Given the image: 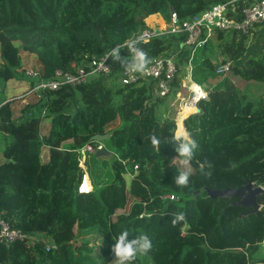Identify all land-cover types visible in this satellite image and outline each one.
Masks as SVG:
<instances>
[{
  "label": "trees",
  "instance_id": "obj_1",
  "mask_svg": "<svg viewBox=\"0 0 264 264\" xmlns=\"http://www.w3.org/2000/svg\"><path fill=\"white\" fill-rule=\"evenodd\" d=\"M225 1L0 0V218L40 238L34 245L0 243V264H108L114 259L110 238L122 229L152 239V248L132 264H264V95L251 98L245 85L215 75L217 65L230 62L229 73L259 83L264 91V23L251 36L214 31L192 57L190 49H179L183 36L136 43L148 62L172 57L178 73L190 64L191 81L207 85V99L199 100V111L184 121L198 147L183 186L174 182L181 171L174 160L180 158L169 142L175 129L167 109L173 91L159 98L148 84L120 86L115 76L107 83L98 76L40 97H21L13 101L23 104L16 114L5 95L8 82L22 81L27 91L56 69L86 65L132 40L149 28L150 15L167 24L170 11L182 21ZM240 9L241 4L228 15L241 20ZM252 43L260 45L261 55L240 65ZM121 48L126 56L127 46ZM22 51L41 64L39 73L30 70L37 77L26 74ZM178 86L176 78L174 90ZM104 134L109 135L104 148L112 156L85 154L82 160L81 150L95 144L91 138ZM151 135L160 139L158 149ZM80 163L87 175L82 191L91 186L87 193L78 191ZM248 180L262 188L253 214L234 206L236 198L206 194ZM195 191L200 193L193 196ZM177 212L183 219L172 223ZM46 240L57 249L45 251Z\"/></svg>",
  "mask_w": 264,
  "mask_h": 264
},
{
  "label": "built area",
  "instance_id": "obj_2",
  "mask_svg": "<svg viewBox=\"0 0 264 264\" xmlns=\"http://www.w3.org/2000/svg\"><path fill=\"white\" fill-rule=\"evenodd\" d=\"M241 4V20H234L228 14L230 9ZM230 8V9H229ZM264 23V0H226L223 3L211 6L209 9L199 12L191 18L178 21L174 12L170 13V21L164 24L163 27L156 29L149 27L143 30L139 35L132 40L125 41L120 44L121 47L127 46L130 41L135 43H147L151 39L164 35L183 36V40L179 44V49H190V57L193 56L196 48L203 46L208 39L211 38L214 31H229L233 30L242 34L251 36L256 25ZM107 53V52H106ZM97 57H92L86 65H75L72 63L68 70L56 69L52 77L49 79H41L33 88L24 92L22 97L28 95H40L46 91H57L65 86H79L87 83L91 78L104 77L105 83L109 79H114V76L120 86H141L148 84L150 91L154 97L163 98L168 96L172 91L177 101V106L184 109H193L191 113H195L199 100L207 99L208 92L202 85L196 84L203 94L197 95L195 98L194 91H191L190 70L191 65L188 64L189 71L188 82H182L178 67L175 65L172 57L159 55L147 62L140 72H129L122 69L121 65L111 59H105V54ZM232 64L230 62L221 63L215 67V75L224 77L231 71ZM30 77H36L37 74L29 71L26 72ZM179 78V86L174 90L173 82ZM185 90V92H184ZM174 121V119H173ZM175 128L176 123L174 122ZM94 145H86L81 151L84 154H94L96 151L105 149L104 142H94ZM81 164V163H80ZM79 166L83 170V177L78 191L87 193L91 190L82 191L83 179L87 177L82 164ZM88 180V178H87ZM89 184V181H88ZM175 200L174 195H166L165 199ZM40 238L37 235H29L18 229L11 228L10 225L0 218V243L6 247L13 243H26L34 245ZM264 244V241L263 243ZM57 246L49 240L45 241V251H55Z\"/></svg>",
  "mask_w": 264,
  "mask_h": 264
},
{
  "label": "clouds",
  "instance_id": "obj_3",
  "mask_svg": "<svg viewBox=\"0 0 264 264\" xmlns=\"http://www.w3.org/2000/svg\"><path fill=\"white\" fill-rule=\"evenodd\" d=\"M121 45H113L105 54V59H111L113 62H119L122 69L129 72H140L148 62L146 51L136 46L135 41L127 43L128 54L121 56ZM150 143L158 149L160 139L156 135L150 136ZM169 142L173 145L175 155L187 164L194 156L197 150V142L191 138L188 132H179L170 138ZM94 155V154H93ZM176 185L183 186L189 182V173L180 171L175 175ZM91 187V186H90ZM183 219V213L177 212L174 215L172 223ZM111 252L114 257L111 264H132L138 255H144L152 248V239L145 233L130 235L127 229H122L115 236H111Z\"/></svg>",
  "mask_w": 264,
  "mask_h": 264
},
{
  "label": "rangeland",
  "instance_id": "obj_4",
  "mask_svg": "<svg viewBox=\"0 0 264 264\" xmlns=\"http://www.w3.org/2000/svg\"><path fill=\"white\" fill-rule=\"evenodd\" d=\"M161 27H163V25ZM261 53L262 52H261L260 45L252 43L250 45V47L248 48V53L246 54L244 59L241 60L240 65H242L247 60V58H249V57L257 58V57H259L261 55ZM20 58H21V61H22V66L24 68H26L27 72H29L31 70V71H33L35 73H39V71L41 69V64L36 59L35 55L28 54V53H25V52L22 51V52H20ZM212 61L214 62L215 60L213 59ZM217 61H219V60H217ZM217 61H215V63ZM188 74H189L188 68H186V70H184V71H182L180 73V77H181L182 81H184V78L187 77ZM227 75H228L229 79L233 80L234 84H236L238 86L241 85V88H243L244 85H245L248 88V90L250 91L251 95H252L251 98H255L257 96L264 95V91H263L262 85H260L259 83H256L253 80H249V81L241 80V79H239L237 77H234L231 73H229ZM10 83L11 82H8L5 85V95L7 97V101L8 100L9 101L12 100V102L13 101H17L19 98H21L24 95L25 85L26 84L24 85V83L22 81L21 82H18V81L17 82H13L11 84ZM210 83H213V81H210ZM184 92H185V90H184ZM27 100H25V101H27ZM20 105H23V104L21 102L20 103L19 102H13L12 106H13L15 114L17 113V110L19 109ZM181 108L182 107L177 106V101L175 100V98L173 100H168L167 109H170L169 116L172 115V113H173V116H174V121L173 122L176 123V121H177L178 122V126H179V128L176 126V128L178 130H176V128L174 129V135H176V133H175L176 131H177V133H179V130H182V131L186 132L185 126H184V122L182 123L183 124V127H182L180 121H178V117L182 113L181 112ZM191 114H193V113H191ZM159 117H161V115ZM183 119L184 118H182L181 120L183 121ZM46 122L48 124L47 120L43 121V124H46ZM47 124H46V126H47ZM176 125H177V123H176ZM44 152L46 153V151H44ZM249 152H251V149H249L248 153ZM2 161H3V159L1 158V154H0V162H2ZM174 162H175V164L178 166V168L181 171H187L189 173L190 166H189L188 163L187 164L183 163L181 159H175ZM84 172H85V168H84ZM126 181H127V177H126Z\"/></svg>",
  "mask_w": 264,
  "mask_h": 264
},
{
  "label": "water",
  "instance_id": "obj_5",
  "mask_svg": "<svg viewBox=\"0 0 264 264\" xmlns=\"http://www.w3.org/2000/svg\"><path fill=\"white\" fill-rule=\"evenodd\" d=\"M172 12V11H170ZM204 88H207L206 84H202ZM199 110L196 108L195 113H197ZM187 116L184 117L182 123L185 121ZM109 137L108 134L104 135H95L91 138V141L93 142H103L107 140ZM82 160L85 159V154L83 151H81ZM94 156L97 158H107L109 159L112 154L108 152L105 149L98 150L94 153ZM262 192L261 187H254L253 184L248 180L243 186L236 187V188H230L226 187L224 189H217V190H210L206 189V194L209 198H236V201H234L232 204L234 206L240 207L242 209H246L247 212L244 215L247 214H253L256 211L259 210L260 205L257 203L256 197L258 194ZM200 193V191L193 192V196H196Z\"/></svg>",
  "mask_w": 264,
  "mask_h": 264
},
{
  "label": "crops",
  "instance_id": "obj_6",
  "mask_svg": "<svg viewBox=\"0 0 264 264\" xmlns=\"http://www.w3.org/2000/svg\"><path fill=\"white\" fill-rule=\"evenodd\" d=\"M145 23L147 25H149L148 27H151V28H158V27H161L162 25H164V21L161 19V17L157 14H154V15H150L148 16L146 19H145ZM250 47V46H249ZM248 47V48H249ZM218 60H221V57H218L217 58ZM184 83H187L188 82V76L184 78V81H182ZM169 99V98H168ZM173 100V98L171 99ZM181 123V122H180ZM182 127H183V124L181 123ZM184 129V128H183ZM186 130V129H185ZM90 185V184H89ZM111 264V262L109 263Z\"/></svg>",
  "mask_w": 264,
  "mask_h": 264
},
{
  "label": "bare ground",
  "instance_id": "obj_7",
  "mask_svg": "<svg viewBox=\"0 0 264 264\" xmlns=\"http://www.w3.org/2000/svg\"><path fill=\"white\" fill-rule=\"evenodd\" d=\"M187 76V75H186ZM191 91H194L195 96L203 94L202 90L198 88V86L195 83H191ZM193 109H184V111L180 114V116L178 117V121H180L182 123V118H184L185 116L188 115V113H190ZM179 132H182V130H179Z\"/></svg>",
  "mask_w": 264,
  "mask_h": 264
}]
</instances>
